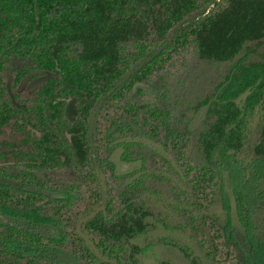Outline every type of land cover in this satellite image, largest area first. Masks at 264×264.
<instances>
[{
  "label": "trees",
  "instance_id": "trees-1",
  "mask_svg": "<svg viewBox=\"0 0 264 264\" xmlns=\"http://www.w3.org/2000/svg\"><path fill=\"white\" fill-rule=\"evenodd\" d=\"M0 178V264H264V0H0Z\"/></svg>",
  "mask_w": 264,
  "mask_h": 264
},
{
  "label": "water",
  "instance_id": "water-1",
  "mask_svg": "<svg viewBox=\"0 0 264 264\" xmlns=\"http://www.w3.org/2000/svg\"><path fill=\"white\" fill-rule=\"evenodd\" d=\"M138 86H142L141 83H138ZM146 91H148V87H145ZM246 94V92H244L243 94H241L239 97H242ZM70 102L73 103V100H71ZM69 102V103H70ZM211 103V101L209 100L195 115H194V118L192 119L191 123H190V126L191 128H194L201 120L202 118L205 116V113L208 109V106L209 104ZM68 107V106H67ZM67 107H66V110H67ZM136 140H138L139 138H135ZM124 140H130L129 137L127 138H124ZM142 141H144L145 143H147L148 145H150L151 147H153L154 149L156 150H159L160 152L164 153L166 155V157L171 160V157L168 153H166L162 147V145L156 141H153L151 139H148V138H142L141 139ZM120 153H121V147H118L114 153L112 154V157L111 159L114 161L115 165H116V172L117 174H123V173H126L127 171H129L130 169H132V166L130 165H123L121 162H120ZM120 164H122L124 166V169L122 172H120ZM174 164V162H173ZM175 166V164H174ZM122 169V168H121ZM10 184L12 185L13 187L17 188L18 185L16 182L14 181H10V180H7V181H4L3 178H0V184ZM24 190L26 191H35V192H39V193H42L46 196H50L52 198H57V197H60L58 194L56 193H51V192H48V191H41L39 189H34V188H29V187H25ZM230 197H232V195L230 194ZM230 214H231V219H232V223L233 224H236L237 223V220H236V214H235V206H234V203L233 201L231 200V211H230ZM0 222L1 223H4L6 225H11V226H20L21 228L23 229H27L28 228V225L27 224H22L21 223H15L11 218L7 217V216H4L3 214H0ZM47 228H50V230H52L53 228L52 227H46L44 226L42 229H47ZM240 245L241 246H244L243 245V241H240ZM195 251L199 252L197 248H195ZM50 258L51 259H56L58 261H61V262H70L72 263L74 258L72 255L70 254H66V253H57V254H50ZM70 258V260H68Z\"/></svg>",
  "mask_w": 264,
  "mask_h": 264
},
{
  "label": "rangeland",
  "instance_id": "rangeland-1",
  "mask_svg": "<svg viewBox=\"0 0 264 264\" xmlns=\"http://www.w3.org/2000/svg\"><path fill=\"white\" fill-rule=\"evenodd\" d=\"M51 73L47 72V71H39L34 75H27L26 77H24L21 82L19 83L18 87H17V91H22L24 93H30L33 90H35L38 85L40 84V82L46 78L47 76H49ZM66 113L68 115V117L72 118L74 116L75 110H74V106L73 103L70 102L68 104ZM120 172L123 171L124 166L122 164H120ZM42 228L45 225H40ZM47 227H51V226H47ZM168 248V247H167ZM165 250V246L163 247H157L153 249L152 255H154L157 258H161V254H163L162 252H164ZM181 256V254L178 251H174L173 253H171L170 257L174 260L176 258H179ZM70 260V258L68 259ZM145 264H153L152 263V258H148L145 262Z\"/></svg>",
  "mask_w": 264,
  "mask_h": 264
},
{
  "label": "flooded vegetation",
  "instance_id": "flooded-vegetation-1",
  "mask_svg": "<svg viewBox=\"0 0 264 264\" xmlns=\"http://www.w3.org/2000/svg\"><path fill=\"white\" fill-rule=\"evenodd\" d=\"M28 230H30V231H32V232H34L36 234L42 235L44 237H49V236L51 237V236L56 235V231L54 230V228L52 230H50V228H47V229L43 230L40 225H37V226H35V227L31 228V229H29V226H28Z\"/></svg>",
  "mask_w": 264,
  "mask_h": 264
}]
</instances>
